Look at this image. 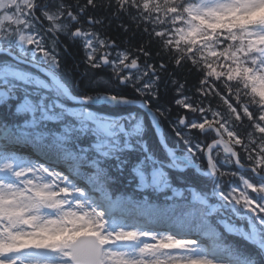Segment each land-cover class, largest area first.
<instances>
[{
	"label": "snow or ice",
	"instance_id": "1",
	"mask_svg": "<svg viewBox=\"0 0 264 264\" xmlns=\"http://www.w3.org/2000/svg\"><path fill=\"white\" fill-rule=\"evenodd\" d=\"M230 244L264 264V0H0V264H223Z\"/></svg>",
	"mask_w": 264,
	"mask_h": 264
},
{
	"label": "trees",
	"instance_id": "2",
	"mask_svg": "<svg viewBox=\"0 0 264 264\" xmlns=\"http://www.w3.org/2000/svg\"><path fill=\"white\" fill-rule=\"evenodd\" d=\"M111 10H108L107 12L104 9H97V10H90V14L95 16H105L107 19H111L110 16ZM88 13H86L87 15ZM112 27L108 29V33L110 35H113L114 37H117L119 40H124L129 38L130 42L132 44H136L141 39L140 35L137 34L135 37H131V33H122L119 29L115 27L116 21L112 20ZM79 62V53L78 51L74 50L70 46L69 54H66L63 60V63L65 64V68L71 69V73L67 74L68 78L65 77V80L69 83V85L78 84L79 87L76 89L77 93H80L82 91L86 90V78L81 77L80 73L83 71V65L81 64L80 70H77L74 65ZM172 99L171 91L163 92L161 93V103L162 104H170ZM176 110L173 108L172 110V117H175ZM145 121V132L148 134L149 139L152 142H156V136L153 132V129H151V125L146 117H144ZM163 135L166 133L168 137H171L172 133L171 130L168 128L167 124L165 123L162 127ZM126 177H120L118 180V183L114 186V195L119 196L121 193H128L131 192V188L128 187L126 183ZM220 254H226L231 257V264H245L244 259L242 258L244 256V251L242 248H237L236 245L230 244L226 250H220Z\"/></svg>",
	"mask_w": 264,
	"mask_h": 264
},
{
	"label": "rangeland",
	"instance_id": "3",
	"mask_svg": "<svg viewBox=\"0 0 264 264\" xmlns=\"http://www.w3.org/2000/svg\"><path fill=\"white\" fill-rule=\"evenodd\" d=\"M65 77L68 78V75L66 74ZM228 179H226V180H228ZM215 258L218 259V260L223 261V264H227L229 262V258H227V257L220 258L219 255H217V253H215Z\"/></svg>",
	"mask_w": 264,
	"mask_h": 264
},
{
	"label": "water",
	"instance_id": "4",
	"mask_svg": "<svg viewBox=\"0 0 264 264\" xmlns=\"http://www.w3.org/2000/svg\"><path fill=\"white\" fill-rule=\"evenodd\" d=\"M146 115V114H145ZM147 116V115H146ZM149 119V118H148ZM150 123H151V120L149 119ZM155 134H156V130H154ZM160 135H161V138H163V135H162V132L160 130Z\"/></svg>",
	"mask_w": 264,
	"mask_h": 264
}]
</instances>
